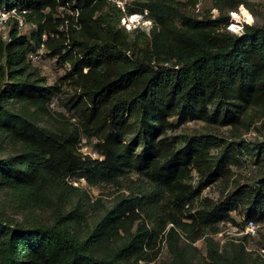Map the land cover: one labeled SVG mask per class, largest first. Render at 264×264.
Segmentation results:
<instances>
[{
  "label": "trees",
  "instance_id": "obj_1",
  "mask_svg": "<svg viewBox=\"0 0 264 264\" xmlns=\"http://www.w3.org/2000/svg\"><path fill=\"white\" fill-rule=\"evenodd\" d=\"M111 1L0 0V6L26 10L24 27L12 24L11 40L0 38V131L24 148L0 159V185L42 206L48 191L63 186L71 174L89 179L98 167L109 175L130 167L148 188L113 205L85 238L58 218L28 225L0 218V264H141L151 259V239L160 230L130 231V225L142 213L159 218L165 207L170 210L164 223L180 225L177 216L194 198L186 182L189 168L195 167L205 183L229 171L223 158L214 160L193 147L202 134L177 144L167 131L171 117L226 125L254 106L264 111V26L245 24L238 34L225 29L222 13L192 16L187 6L196 0H147L144 17L153 23L138 42V35L131 37L118 26L121 9ZM60 6L73 14H58ZM39 48L58 64L70 65L58 81L46 83L28 58ZM64 85L74 87L67 101L81 127L51 128L11 107V101L22 102L51 115L49 104ZM80 130L97 138L93 149L99 157L78 152ZM106 176L99 173L100 179ZM259 182L237 185L216 201L202 198L197 214L207 223L218 221L242 202L248 211L259 212L251 220L264 219V175ZM173 233L174 226L168 231Z\"/></svg>",
  "mask_w": 264,
  "mask_h": 264
},
{
  "label": "rangeland",
  "instance_id": "obj_2",
  "mask_svg": "<svg viewBox=\"0 0 264 264\" xmlns=\"http://www.w3.org/2000/svg\"><path fill=\"white\" fill-rule=\"evenodd\" d=\"M218 1L219 6L215 5L214 0H204L198 10L194 6H187V9L198 19L207 16L215 18L222 13L227 16L225 29L238 34L243 31L245 24L264 26V0ZM236 1H239L237 5ZM146 2L147 0L111 1V4L121 9L118 26L123 27L131 37L138 35V42L144 38L141 31L148 34L153 23L152 19L143 18L147 11ZM130 8L133 13L129 17L125 11ZM244 10L251 14L250 20L243 15ZM66 12L72 14L69 7H58V14L64 15ZM29 29L33 31L35 27L31 25ZM34 64L38 66L48 84L58 81L65 74V68L70 66L68 63L58 64L55 59L46 56L45 51L41 60ZM74 91V87L70 85L63 86L61 93L49 104L51 115L38 113L22 102L11 101V107L51 128L66 123L81 127L74 107L67 101L68 94ZM170 120L171 127L167 131L174 136L177 144H181L190 135L202 134L203 136L194 138L193 147L202 149L203 154L214 160L223 158L229 171L226 176L205 183L195 167L189 168L186 182L194 190V198L177 216L180 225L171 221L164 223L170 210L168 207H165L159 218L149 219L145 214H140L139 219L130 225V231H139L141 227H146L152 233L160 230L151 239L153 247L148 250L151 259L141 260L140 263L264 264V254L260 253L261 248H264V219L254 221L256 231L253 234L245 233L246 224L252 219L250 216H258L259 212L248 211L239 202L236 209L228 212V218L218 221L210 219V223H207L197 214L200 200L204 197L216 201L225 197L237 185L253 187L260 183L259 180L264 175V111L260 106H254L237 121L226 125L201 119L180 121L177 117H171ZM80 132L77 150L88 156V150L93 148L97 138L88 137L81 130ZM23 150L22 144L0 131V159L20 154ZM129 168L124 167L109 175L107 169L98 167L89 179L78 177L81 173L71 174L63 186L48 191L42 206L32 204L24 195L0 185V218L24 225L32 222L51 223L58 218L72 225L78 237L85 238L113 205L121 204L128 194H136L143 187L148 188V181ZM101 171L108 174L106 179L99 178ZM73 179L79 181L78 185L72 183ZM190 216L195 218L191 219ZM172 226L175 233L169 236L168 231Z\"/></svg>",
  "mask_w": 264,
  "mask_h": 264
},
{
  "label": "built area",
  "instance_id": "obj_3",
  "mask_svg": "<svg viewBox=\"0 0 264 264\" xmlns=\"http://www.w3.org/2000/svg\"><path fill=\"white\" fill-rule=\"evenodd\" d=\"M118 1V0H116ZM204 0H196V2L194 3V8L196 10H198L202 4ZM64 7V6H61ZM71 9V8H70ZM72 14H73V10L71 9ZM26 12V10L24 8H17V7H12V6H0V38L3 39L4 41H10L11 40V35H10V28L12 24H15L16 27L18 28H22L25 25L24 22V16L23 14ZM132 14H129V17ZM128 16V15H127ZM143 18H145L143 16ZM43 53V49L39 48L37 49L35 52H31L28 55V58L32 61V62H37L41 59ZM86 148V147H84ZM88 155L90 157L96 158L99 157V154H97V152L91 148L88 150ZM81 179H84L81 177ZM80 180V179H79ZM78 180L73 179L72 183L74 185H78ZM256 231V224L253 220L248 221V223L246 224L245 227V233H250L253 234ZM261 254H264V248H261L260 250Z\"/></svg>",
  "mask_w": 264,
  "mask_h": 264
},
{
  "label": "bare ground",
  "instance_id": "obj_4",
  "mask_svg": "<svg viewBox=\"0 0 264 264\" xmlns=\"http://www.w3.org/2000/svg\"><path fill=\"white\" fill-rule=\"evenodd\" d=\"M243 12H244L243 15H245L246 19L250 20V18H251V14L249 13V11L244 10ZM236 19L239 20V16L236 15ZM237 20H236V21H237ZM244 20H245V18H244Z\"/></svg>",
  "mask_w": 264,
  "mask_h": 264
},
{
  "label": "clouds",
  "instance_id": "obj_5",
  "mask_svg": "<svg viewBox=\"0 0 264 264\" xmlns=\"http://www.w3.org/2000/svg\"><path fill=\"white\" fill-rule=\"evenodd\" d=\"M145 20L147 19V18H144ZM148 20V19H147Z\"/></svg>",
  "mask_w": 264,
  "mask_h": 264
}]
</instances>
